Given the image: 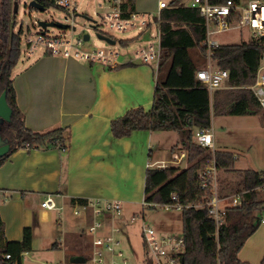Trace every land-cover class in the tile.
Wrapping results in <instances>:
<instances>
[{"label":"crops","instance_id":"obj_1","mask_svg":"<svg viewBox=\"0 0 264 264\" xmlns=\"http://www.w3.org/2000/svg\"><path fill=\"white\" fill-rule=\"evenodd\" d=\"M119 60L121 65L111 68L53 55L44 48L30 55L23 51L13 79L25 124L37 132L61 128L68 147H19L0 165V216L7 240H21L25 228L31 227L33 242L39 233L53 236V247L67 248L72 254L70 264H74L72 258L78 255L81 238H90L86 227L92 219L91 214L82 218L71 214L75 201L119 200L128 208L145 200L147 169L157 162H167L164 154L154 152L153 142H161L159 135L157 131L136 130L119 138L114 136L111 124L132 108L152 107L157 67L131 62L129 56ZM224 86L230 88L228 80L218 89ZM214 140L216 150L234 152L237 162L239 154L234 149L229 145L219 149L216 143L220 140L215 135ZM181 153L175 155L173 165L186 160ZM235 169L259 171L253 166ZM220 189L223 196L235 194ZM48 194L53 195L58 208L42 206ZM238 255L244 264L261 263L264 221Z\"/></svg>","mask_w":264,"mask_h":264},{"label":"trees","instance_id":"obj_2","mask_svg":"<svg viewBox=\"0 0 264 264\" xmlns=\"http://www.w3.org/2000/svg\"><path fill=\"white\" fill-rule=\"evenodd\" d=\"M37 1L46 8L54 5L49 0ZM17 3L18 0H0V95L6 91L8 104L12 108L11 119L3 120L0 125V135L10 145L9 152L0 157V165L19 147L28 146L31 149L60 145L64 150L68 147L61 128L46 132L28 128L24 113L17 103L13 70L23 53V27L17 29ZM128 4L136 8V0H129ZM156 20L159 22L162 50L156 69L152 107L149 110L143 106L130 109L112 121L111 129L114 136L119 138L129 136L136 130L179 133L180 138L172 150L184 151L187 165L149 167L146 171L144 199L148 203H164L170 200L173 192H178L182 202H206L211 194L201 188L199 172L212 154L209 148L196 141L195 131L209 128L214 114L264 113L251 88L257 80L264 54V36L240 43L220 44L215 49L214 63L218 68L229 71L230 90L218 89L211 94L208 87L197 78V71L202 67L190 51L191 48L198 49L206 64V24L199 10L173 6L163 9ZM127 41L121 40L122 43ZM215 156L219 169L226 172L237 170L234 152L216 150ZM238 173L241 175L239 187L236 191L227 192L240 193V205L226 208L225 221L218 229L208 207H190L182 211V234L186 242L183 264L245 263L239 258V251L264 217V171L245 169ZM32 249V228H25L21 240L9 241L0 216V264H23L24 254ZM8 254L10 258H7ZM260 264H264V257Z\"/></svg>","mask_w":264,"mask_h":264},{"label":"built area","instance_id":"obj_3","mask_svg":"<svg viewBox=\"0 0 264 264\" xmlns=\"http://www.w3.org/2000/svg\"><path fill=\"white\" fill-rule=\"evenodd\" d=\"M49 1H52L54 5L64 8L71 15V19L67 23L69 24V28L61 29L63 32L59 34H52L48 29H43L41 26H39L37 31H33L29 27L26 30L23 29L22 38L26 45L24 52L27 55L33 54L38 47L42 46L47 52L53 55L68 58L74 57L82 61L100 63L111 68H116L121 65L119 60L121 52L116 48L98 47L87 49L84 47V43L87 41L84 36H74L76 29L74 30L73 27L79 15V0ZM172 1L174 0H159L157 13L150 18L147 13L140 12L137 8H131L128 4L129 0H103L98 5L102 10L99 16L101 22L110 28L121 31L138 28L141 32H144V30L150 27L152 20L159 24L156 17L160 18L163 9L173 6H187L198 9L206 24V40L204 46L206 47L207 62L197 71V78L208 87L212 94L216 89L222 87L226 80H229V71L218 68L214 63L215 49L221 43L213 35L218 32L234 29H247L250 32L249 39L264 36V0H249L247 4H243L242 0H224L223 2H217L215 0H192L190 3H185V0L173 3ZM66 30H69L70 33H67ZM152 33L154 35V32ZM156 36L158 37L156 42L151 41L147 45H141L136 50L135 56L130 57V61L141 64H150L156 61L158 66L162 50L160 30ZM251 88L264 109V54L258 68L257 80ZM195 139L201 146L209 148L212 154L207 159L205 167L199 172L201 188L210 192V199L206 202L194 201L187 203L182 202L178 192H173L168 202L148 203L144 200L143 204H148V206L153 208L161 207L169 210L176 209L182 211L190 207L203 208L206 206L218 229L225 221L226 208L228 206L240 205L241 194L235 193L230 197H226L221 193L219 167L215 156L216 148L213 126L211 125L206 129H196ZM26 148L29 147L27 146ZM58 148L64 150L63 146L59 145ZM181 156L185 157L186 153L182 151ZM155 166L164 168L168 164L167 162L161 161L157 162ZM228 199H230L229 202ZM42 206L49 209L58 208L52 194L46 196L42 202ZM70 212L73 216H86L88 214L92 216L91 222L87 224L86 234L91 238L92 249L90 261L93 264H117V257L123 258V251L118 249L120 240L116 237V232L119 231V228L113 225L110 232L104 234V223L102 220H98V215H107L113 219L117 215H121L123 212L121 201L90 199L86 202H80L77 200L72 204ZM135 221L136 217L133 216L131 222ZM142 236L148 248L147 264H183V255L186 249L183 234L179 236L168 235L159 237L154 228L144 223ZM7 258H10V254L7 255ZM126 263L127 261L125 259L123 264Z\"/></svg>","mask_w":264,"mask_h":264},{"label":"rangeland","instance_id":"obj_4","mask_svg":"<svg viewBox=\"0 0 264 264\" xmlns=\"http://www.w3.org/2000/svg\"><path fill=\"white\" fill-rule=\"evenodd\" d=\"M103 0H79V15L76 20L75 37L84 36L89 33L90 39L84 43L87 49L98 47H113L121 52L119 59L125 60L127 57H134L135 52L142 45H147L151 41L158 39L156 36L159 31V24L152 20V26L144 32L138 28H130L125 31L110 28L103 24L100 19L102 12L98 7ZM171 1V0H166ZM192 0H185V3H190ZM249 0H242L243 4H247ZM31 0H18L17 3V29L23 27L24 30L29 27L33 31L39 29L38 21H57L68 23L71 15L62 7L51 5L45 11H40L36 8H31L29 3ZM159 0H136V8L138 11L147 13L152 18L157 13ZM98 22V25H97ZM92 24H96L95 28ZM48 31L52 34L62 33L63 30L57 27L49 26ZM70 33L69 30H66ZM98 32L115 40V44H111L106 40L100 39L97 36ZM154 32V35L153 33ZM155 37V38H154ZM221 44L226 43H240L249 39L250 32L247 29H234L229 31L218 32L213 35ZM127 41L129 44L123 45L121 40ZM26 45L23 42V51ZM43 50L40 46L37 51ZM191 55L194 60L203 67L204 59L200 57L198 49L191 48ZM157 67V62L153 61ZM221 91L230 90V88L223 87ZM213 129L214 135L218 138L219 144L216 143L217 148H222L223 145H229L234 151L239 154V158L235 164L237 168H249L250 166L258 167V170L264 171V113L256 115L244 116H224L213 115ZM161 142H153L154 152H161L167 161L168 166L173 165L175 155L179 151L173 152L171 146L176 144L180 138L179 133L175 131L162 130L157 131ZM165 145V146H163ZM240 170L232 171L230 173L221 170L219 171L220 187H224L226 191L233 192L239 187L241 175ZM228 193V192H227ZM121 215L115 217L113 223L110 216L98 215V220L104 223V234L109 233L112 226L119 228L116 232V237L120 240L119 250L124 253L123 258L117 257V264H123L126 259V264H147L148 263V248L142 236V227L145 223L147 226L154 228L158 236L168 235H182L183 222L182 210L165 209L161 207H150L143 203L136 202L130 207L125 208ZM81 216H75L82 218ZM135 216L136 221L131 222V218ZM62 230L58 229V232ZM54 234V231H53ZM90 238L83 237L80 240V247L76 250L78 255L84 256L86 261L74 264H93L90 261L91 246ZM54 237H48L41 233L35 236L33 242V249L24 254L23 264H70L71 252L65 247H53Z\"/></svg>","mask_w":264,"mask_h":264},{"label":"water","instance_id":"obj_5","mask_svg":"<svg viewBox=\"0 0 264 264\" xmlns=\"http://www.w3.org/2000/svg\"><path fill=\"white\" fill-rule=\"evenodd\" d=\"M29 6L32 8H36L40 11H45L46 6L38 2L37 0H31L29 3ZM38 25L41 26L43 29H47L49 26L57 27L60 29H68L69 24L67 23H62V22H57V21H43L40 20L38 21ZM92 27L95 28L96 24H92ZM73 29L75 30L76 27L74 26ZM97 36L100 39L106 40L107 42L111 44H115V40H113L111 37L106 36L100 32L97 33ZM84 38L88 40L90 38V34L86 33L84 34ZM12 115V108L8 104L7 98H6V91H4L0 95V125L3 120H10ZM10 150V145L7 143L5 139H3L0 135V157L5 156ZM186 166V160L182 163V167ZM86 259L84 256L81 255H76L72 258L73 263H81L85 262Z\"/></svg>","mask_w":264,"mask_h":264}]
</instances>
